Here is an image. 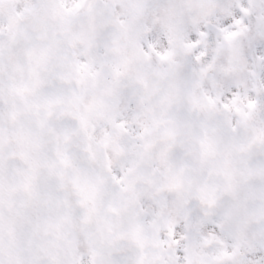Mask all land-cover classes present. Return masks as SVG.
I'll use <instances>...</instances> for the list:
<instances>
[{"label": "snow or ice", "instance_id": "snow-or-ice-1", "mask_svg": "<svg viewBox=\"0 0 264 264\" xmlns=\"http://www.w3.org/2000/svg\"><path fill=\"white\" fill-rule=\"evenodd\" d=\"M0 264H264V0H0Z\"/></svg>", "mask_w": 264, "mask_h": 264}]
</instances>
